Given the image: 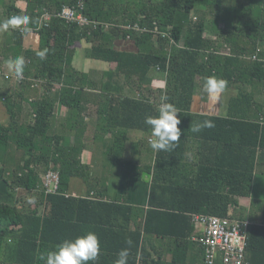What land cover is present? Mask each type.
<instances>
[{
    "label": "trees",
    "instance_id": "16d2710c",
    "mask_svg": "<svg viewBox=\"0 0 264 264\" xmlns=\"http://www.w3.org/2000/svg\"><path fill=\"white\" fill-rule=\"evenodd\" d=\"M11 1L0 0V8L6 7L9 19L26 17L27 25L17 26L28 29L38 25L44 9L59 10L66 4H77L80 0H26L28 5L25 12L16 5L15 0ZM82 1L85 2L86 14L99 21L121 25L149 23L151 27L157 22L160 29L170 32L177 42L182 41L186 31H189V35L185 38L184 47H178L167 38L154 37L149 33L139 35L118 26L109 30H94L53 17L49 26L36 31L41 36V48L37 54L42 60L38 59V63L31 61L39 71L35 76L49 84L59 82L63 85L64 95H80L78 88L81 87L78 85L76 88L72 83H81L85 78L71 67L78 46L85 42L90 46L89 55L93 59L116 64L113 70L106 72L102 91L105 96L117 101L113 125L151 132L145 119L158 116L159 105L151 97L153 79L150 73L160 66L162 72H168V77L167 88L159 93V99L178 109L181 137L170 150H156L154 165L149 169L153 181L143 232H129L133 209L130 205L114 200L109 202L68 195L72 177L82 176L87 180L88 167L80 161L82 148L77 143L74 146L57 143L55 137L47 134L50 119L42 104L35 110L33 123L19 127L18 121H11L8 125L0 123V166L3 163L6 165L3 152L11 144L10 141L24 148L22 159L17 161L14 168L0 169V183L6 190V194L0 191L5 198L4 202L0 201V264H46L50 250L55 251L56 246L64 240L75 239L89 231L105 240L102 241L101 252L115 249L109 245L110 242L125 239V248L129 249L127 264H165L160 259L140 258L143 233L175 237L180 240L175 264H181L179 255L184 251L181 244L190 241L189 245L194 246L196 243L190 239L195 231L192 214L232 216L231 207L251 196L254 175L264 163V123L260 118L251 117L253 97L244 87L264 81V58H245L249 52H255L260 43H264V0ZM194 10L202 14L194 18L191 14ZM211 11L216 21L231 15L232 22L228 23L231 30L225 31L226 42L233 44L231 54L206 53L213 46V41L207 39V14ZM128 35H131L129 40L135 42L136 51L115 47V41L128 39ZM26 54L33 56L32 52ZM200 77L203 79L200 83L204 86L208 78L215 77L225 81L224 90L238 87V95L230 101L227 116L192 111L201 86L198 81ZM126 83L132 84L141 95H126ZM157 85L158 88L163 87ZM205 121H210L213 126L202 127L196 132L191 130ZM126 139V133L116 137L119 154L124 150ZM190 140L199 144L196 165L184 164L185 146ZM27 158L31 159L32 164L26 170L23 162ZM193 166H197L196 177L190 179ZM41 167L44 168L43 174L51 168L60 170L58 192H45ZM18 188L39 192L36 195L40 194L39 198L47 202L49 212L41 215L39 205L19 206L17 201H13L16 200ZM90 190H94L92 186ZM106 212L114 213L117 219L120 214L126 216L125 222H110L107 227H102L106 222L98 223L94 218H103L101 213ZM236 216L241 217L240 214ZM95 223L98 227L93 226ZM110 233L115 237L113 240H110ZM129 240L132 242L130 245ZM199 249L193 253L192 264L200 257L204 264V251L201 247ZM260 254H264V222H251L247 259L255 264ZM116 260L104 253L103 259L99 257L96 264H115Z\"/></svg>",
    "mask_w": 264,
    "mask_h": 264
},
{
    "label": "crops",
    "instance_id": "0c3cea01",
    "mask_svg": "<svg viewBox=\"0 0 264 264\" xmlns=\"http://www.w3.org/2000/svg\"><path fill=\"white\" fill-rule=\"evenodd\" d=\"M25 11L26 9H24ZM193 17L196 18L197 15ZM213 21L207 22V39L213 41V46L206 53H214L215 55L231 54L233 44H228L226 38H219V30L222 32L221 34L224 33L225 35L226 30L223 26L227 23L224 20L216 21L213 19ZM21 27L25 28V26L0 28V123L8 125L11 121H18V127L22 124L33 123L36 117L35 110L39 104H42L50 119V128L47 134L55 137L57 143H67L71 146L77 143L82 148L80 161L88 167L87 180L82 176L72 177L69 193L77 197H91L95 200L109 202L114 200L117 203L130 205L133 209L128 231L138 230L143 232L152 184L145 173L153 176L149 169L154 165L156 150L152 148L150 143L153 139L151 132L126 129L114 126L112 123L115 112L114 106L117 101L111 100V97L105 96L102 91L106 72L113 70L116 64L93 59L89 55L90 46L85 42L82 43L78 46L71 67L74 71L80 73L79 76L82 75L81 77L85 78L81 83L78 81L72 83L74 86L76 85V88L78 85L81 87V89L78 88L80 95H64L63 85L59 82L49 84L35 76L39 71L32 62L38 63V59L42 60L40 55L37 54L41 48V36L38 32L22 30ZM188 35L189 31H186L182 41H180L182 46L185 45V38ZM15 47L22 53H17V55L23 57L24 60L23 78L16 77L14 71L8 67L9 61H14L18 57L14 52ZM115 47L125 51H136L137 49L135 42L129 39L115 41ZM27 52H32L33 56L28 57ZM263 52L264 43H260L255 54L260 58ZM75 75L77 77V74ZM150 77L153 79L151 87L153 90L152 100L160 105L162 102L159 99V93L163 90V87L158 88L157 84L165 85L164 89L166 90V74L153 69ZM198 81L201 86H199L192 104V111L197 114L227 116L230 101L238 95V87L233 86L226 90L223 89L218 95H210L204 84L200 83L203 81L202 77L198 78ZM244 87L253 97L250 110L251 117L264 118V81H256ZM124 93L132 97H138V94L141 95V92L136 91L134 86L129 83H126ZM123 133H126L127 139L124 150L119 154L116 148V137ZM10 143L7 150L3 152L6 165H3V163L0 168L12 166V169L17 165V161L22 159L24 148H21L13 140ZM198 152V142L188 143L185 146L184 164L196 165L199 159ZM12 157L14 160H12ZM192 168L193 173H189V178L195 179L197 166ZM262 171H264V163L261 164L254 175L251 196L240 200L239 205L231 207L234 215L241 213L251 222L259 224L264 222L262 204L259 210L254 212L248 210L247 207L253 203L252 201L250 203V200H254L253 190L255 183L258 182L257 176ZM96 185L97 187H95ZM91 186L94 189L93 191L90 190ZM0 191L6 194L5 186L1 183ZM23 193L18 194L17 192L16 200L13 199V201L18 202L19 206L36 207L39 205L41 215H46L49 212V206L47 202L39 198L40 194L36 195L35 192L25 190ZM31 194H33L32 197ZM1 200L2 202L5 201L2 194H0ZM255 200L260 201V203L264 201V188L259 190V197ZM242 209H245L244 213H242ZM236 210L238 213H236ZM101 214H103V218L98 216L94 219L98 223H101V221L106 222V225H101L102 227H107L110 222L123 224L126 218V216L119 215V213V219L111 212ZM89 216L91 215L89 214ZM93 226L98 227L96 223ZM112 238L115 237L110 233V240H113ZM99 240L101 241V247H103L102 241L105 240ZM124 241L125 239H117L110 242L109 245L115 248L113 249L114 252L112 253L113 250H109L101 253L107 254L110 258L118 259L119 252L122 248H125ZM178 242L180 240L172 236L144 235L143 233L140 258L160 259L165 264H175L176 252L178 253L180 249ZM189 244L190 241L188 244H181L183 245L181 249L184 250L179 255L181 264H192V255L196 250L194 246ZM103 254L100 255V259H103ZM247 261L248 264H252L249 259ZM255 264H264V254L258 256V261Z\"/></svg>",
    "mask_w": 264,
    "mask_h": 264
},
{
    "label": "built area",
    "instance_id": "2783aa9c",
    "mask_svg": "<svg viewBox=\"0 0 264 264\" xmlns=\"http://www.w3.org/2000/svg\"><path fill=\"white\" fill-rule=\"evenodd\" d=\"M53 17L60 18L71 24H77L82 28L109 30L114 26L124 28L141 34H152L154 37H164L171 41V44L183 47L180 42L175 41L170 32L160 29L157 22L151 27L149 23L140 22L128 25L115 24L113 22L99 21L91 18L85 12V2L80 0L77 4L64 5L59 10L48 11L44 9L37 26L31 28L21 27L22 30L39 31L43 27L49 26ZM1 24V23H0ZM131 35H128V39ZM170 47V45H169ZM253 59H258L254 54ZM157 71L162 72L160 66ZM166 76L168 72L165 71ZM166 84V82H165ZM165 88V85L163 86ZM264 123V118H261ZM43 187L46 193L58 192L61 184V174L59 169H49L43 177ZM73 195V194H68ZM233 213V212H232ZM192 222L195 226L191 239L198 243L204 251V264H248V238L251 221L241 219L234 215L218 216L204 213L192 214Z\"/></svg>",
    "mask_w": 264,
    "mask_h": 264
},
{
    "label": "clouds",
    "instance_id": "9594fccd",
    "mask_svg": "<svg viewBox=\"0 0 264 264\" xmlns=\"http://www.w3.org/2000/svg\"><path fill=\"white\" fill-rule=\"evenodd\" d=\"M28 19L13 17L0 24V28L9 26L27 25ZM23 57H17L14 61H9L8 67L14 71L16 77L23 78ZM165 73V72H163ZM168 75L166 76L167 80ZM165 83V82H164ZM164 86V85H163ZM206 91L210 95H218L225 87V81L217 80L215 77L208 78L206 81ZM165 89L163 88V91ZM158 116L146 117L145 124L151 127L150 141L154 150H170L175 146L181 137V130L178 125L181 123L178 118V109L171 103H161L158 106ZM210 121H205L202 125H197L191 130L200 131L202 127H212ZM131 240L128 241L130 245ZM101 255V243L95 232L89 231L84 235L77 236L75 239H66L56 246L55 251L47 254L46 264H96ZM129 249H122L118 254L115 264H127Z\"/></svg>",
    "mask_w": 264,
    "mask_h": 264
},
{
    "label": "rangeland",
    "instance_id": "374dc122",
    "mask_svg": "<svg viewBox=\"0 0 264 264\" xmlns=\"http://www.w3.org/2000/svg\"><path fill=\"white\" fill-rule=\"evenodd\" d=\"M16 1V5L18 6V7H20V8H22L23 10L24 9H27V7H26V5H28V3H27V1L26 0H15ZM11 2H13V0L11 1ZM25 7V8H24ZM199 9H200V7H199ZM196 10H194L191 14L193 15V16H195V15H199L200 14V12H197ZM226 14V13H225ZM224 16V15H223ZM230 16L231 15H226V16H224V18H223V20L227 23V25H225V26H223V28L225 27V30H231V27H230V24H228L229 22H232V21H230ZM225 17H227V18H225ZM207 18H209V20L208 21H213V19L215 18V15L212 13V11L211 12H208V14H207ZM7 20H9V13H8V11H7V9H6V7H3V8H0V23L2 24V23H4L5 21H7ZM142 20V19H141ZM214 22V21H213ZM236 22V21H235ZM220 32V33H219ZM219 32H217V33H219V38H221V39H225V35H224V33L223 34H221L222 32L219 30ZM15 49V55H17V53H20V54H22L21 53V51H18V48L17 47H15L14 48ZM254 54H255V52H249V54L248 55H246V57H247V59H250V60H253V56H254ZM18 57H20L19 55H17ZM263 57V56H262ZM157 94H158V92H156ZM138 97H139V94H138ZM56 140V139H55ZM195 142V140H190L189 141V143H194ZM31 159L30 158H27L26 160H24V162H23V165H24V167L26 168V170H27V168H29L30 166H31ZM5 165V164H4ZM10 168L12 167V166H9ZM8 168V167H7ZM1 169V168H0ZM12 171L13 170H11V173H12ZM43 171H44V168L43 167H41V169H40V174H41V178H43L44 177V174H43ZM10 172H8L7 174L8 175H10L11 174ZM145 174H147V179L149 180V181H151V183H152V181H153V176H150V174L149 173H145ZM10 176H12V174L10 175ZM257 178H258V182L257 183H255V187H254V194H253V199L254 200H250V203H251V201L253 202L252 204H250L247 208H248V210H252L253 212L254 211H258L259 210V208L261 207V204H262V207H263V209H264V206H263V202L262 203H260V201H258V200H255V199H258V197H259V190H261L262 188H264V183H263V181H264V171H262V172H259V175L257 176ZM42 185H43V182H42ZM95 187H97V185L95 186ZM23 189H21V188H18V194H21V193H23ZM35 193H39V192H35ZM35 193H33L34 195H35ZM24 194V193H23ZM33 194H31L30 196L32 197L33 196ZM246 204H248L247 202H246ZM237 209V208H236ZM244 211H245V209H242V213H244ZM236 213H238L237 212V210H236ZM238 214H240L241 215V213H238ZM241 216H243V215H241ZM244 217V216H243ZM241 219H247V218H242V217H240ZM194 247H195V250L196 251H194V253L195 252H197V251H199L200 249V247L195 243L194 244ZM199 249V250H198ZM200 255V254H199ZM192 257H193V255H192ZM175 259H176V256H175ZM192 260H193V258H192ZM180 261V260H179ZM181 262V261H180ZM195 264H203L202 263V258L200 257L197 261L195 260Z\"/></svg>",
    "mask_w": 264,
    "mask_h": 264
}]
</instances>
